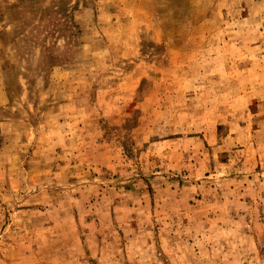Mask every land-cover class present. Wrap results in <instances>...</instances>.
I'll use <instances>...</instances> for the list:
<instances>
[{
    "label": "rangeland",
    "instance_id": "obj_1",
    "mask_svg": "<svg viewBox=\"0 0 264 264\" xmlns=\"http://www.w3.org/2000/svg\"><path fill=\"white\" fill-rule=\"evenodd\" d=\"M0 264H264V0H0Z\"/></svg>",
    "mask_w": 264,
    "mask_h": 264
}]
</instances>
